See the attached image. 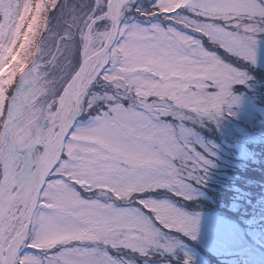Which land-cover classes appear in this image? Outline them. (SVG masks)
Wrapping results in <instances>:
<instances>
[{"label": "snow or ice", "instance_id": "6c2138e0", "mask_svg": "<svg viewBox=\"0 0 264 264\" xmlns=\"http://www.w3.org/2000/svg\"><path fill=\"white\" fill-rule=\"evenodd\" d=\"M92 8L96 39L81 34L55 102L34 103L35 73L7 93L0 264H173L180 235L196 239L181 201L212 166L199 129L252 78L264 0Z\"/></svg>", "mask_w": 264, "mask_h": 264}, {"label": "rangeland", "instance_id": "374dc122", "mask_svg": "<svg viewBox=\"0 0 264 264\" xmlns=\"http://www.w3.org/2000/svg\"><path fill=\"white\" fill-rule=\"evenodd\" d=\"M33 9L31 0H0V48L7 53V56H0V115L4 113L9 88L21 77H31L33 73L39 78L40 88L34 103L38 107L54 103L53 97L57 88L68 76L73 60H75L76 40H80L82 33H87L90 41L96 39L93 16H89V22H93L88 23L85 30L77 31L79 24L73 23V32L66 28L65 36L63 35L66 39L59 40L57 45H55L56 40L53 39L54 35H49L41 42L37 53L34 52L35 55L30 64L24 68L30 53L28 45L30 46L31 37L37 30L42 5L36 8L31 31L27 33L25 44L19 42L22 36L20 28ZM75 18L76 16L73 17ZM18 43L20 46L16 48ZM256 52L257 61L251 69L252 78L250 79L254 82L248 81L245 84L236 85L233 90L236 102L230 107L226 106L223 114L212 113L211 117H206L207 126L199 129L205 151L217 159L226 160V157L232 159L245 156L248 155L249 145L264 144V108L258 105L259 101L255 97L258 93L255 91L256 87H252L259 84L253 74L264 73V36L259 38ZM14 55L16 58L13 62L10 58ZM248 92L254 93V96ZM205 131L215 132L224 143L229 141L234 142L235 145L225 143L224 148L212 145L204 138ZM212 166L219 167L217 164H212ZM213 170L216 171L217 168ZM195 192V199L207 198V194L197 187ZM184 211L198 220L196 239H192L190 235H180L179 246L175 250L176 257L182 254L186 259L190 258L191 264H207L199 251L202 248L216 257L222 259L227 257L233 263L243 260L245 264H264V231L252 228L246 230L231 216L225 217L216 213H192L185 209ZM252 225L251 223L250 226Z\"/></svg>", "mask_w": 264, "mask_h": 264}, {"label": "trees", "instance_id": "16d2710c", "mask_svg": "<svg viewBox=\"0 0 264 264\" xmlns=\"http://www.w3.org/2000/svg\"><path fill=\"white\" fill-rule=\"evenodd\" d=\"M31 4L34 9L25 18L24 24L20 28L22 35L19 38L20 43L25 44L24 41L28 37L27 33L31 31L36 8L42 5V11L39 13L40 21L34 36L31 37L30 46L27 44L30 53L24 68L30 64L35 55L34 52L38 51L41 42L47 39L49 35H54L53 39L56 40L55 45H57L59 40L63 41L61 37L65 36L64 30L68 29L73 32L72 24L77 23L79 26L76 30L83 31L89 23V16H93L92 0H31ZM58 4L61 7L53 14V9L57 8ZM74 16H76L75 19H73ZM20 43L16 48L20 46ZM79 44L80 40L77 39L74 45L76 54L79 50ZM15 58L14 55L10 59L14 62ZM73 61L74 64L75 60ZM73 64L68 75L72 71ZM253 77L259 81L258 85L252 86L256 87L255 91L258 93L255 97L259 101L258 105L264 108V73L256 72ZM63 82L60 83L59 87ZM249 82L254 81L249 80ZM248 93L254 96V93ZM204 135L208 143L218 145L221 148H224L225 143H230L229 141L224 143L215 132L205 131ZM230 144L235 145L234 142ZM249 146L248 155H245L247 157L241 156L231 159L225 156L226 160H220L208 154L212 164H217L219 167L210 166L204 177V182L196 183V187L203 190L207 194V198L181 201L182 208L192 213L203 212L216 213L225 217L231 216L246 230L252 228L253 230L264 231V144ZM213 168H217V170L215 171ZM251 223L252 226H250ZM199 251L207 264H245L243 260L233 263L227 257L224 259L216 257L202 248ZM185 260L186 258L181 254L173 260V264H184Z\"/></svg>", "mask_w": 264, "mask_h": 264}, {"label": "clouds", "instance_id": "9594fccd", "mask_svg": "<svg viewBox=\"0 0 264 264\" xmlns=\"http://www.w3.org/2000/svg\"><path fill=\"white\" fill-rule=\"evenodd\" d=\"M0 56H7V53L3 48H0Z\"/></svg>", "mask_w": 264, "mask_h": 264}]
</instances>
